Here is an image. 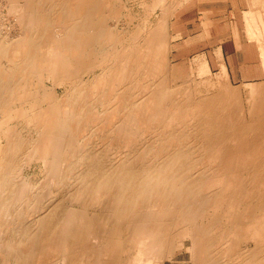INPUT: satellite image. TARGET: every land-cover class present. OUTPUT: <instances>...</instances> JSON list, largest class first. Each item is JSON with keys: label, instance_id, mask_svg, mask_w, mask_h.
<instances>
[{"label": "bare ground", "instance_id": "1", "mask_svg": "<svg viewBox=\"0 0 264 264\" xmlns=\"http://www.w3.org/2000/svg\"><path fill=\"white\" fill-rule=\"evenodd\" d=\"M185 1L0 0V264H264V79L177 80Z\"/></svg>", "mask_w": 264, "mask_h": 264}, {"label": "crops", "instance_id": "2", "mask_svg": "<svg viewBox=\"0 0 264 264\" xmlns=\"http://www.w3.org/2000/svg\"><path fill=\"white\" fill-rule=\"evenodd\" d=\"M188 1L190 0L185 1L181 6L174 10L173 16L170 21V33L172 36L170 60L172 63L171 65L174 69V74L176 73L175 69H180L181 66L183 67L184 63H177L181 60L177 57L176 61L172 59L173 50H180L185 46L192 45L191 47L193 51L198 52L196 53V55H205L209 67L212 71L214 69L217 70L216 72H220L226 69L231 83H250L264 79L263 77L261 79H254L252 81L248 80L250 79V77L256 78L261 74L260 71L257 72V66H255L254 69L249 68V61L251 60V58L248 60V55L251 56V51L248 50L247 44L241 34L242 19L245 22V28L247 32L245 11L250 8V0H243V3L246 4L244 9L241 6H235V0L232 1V20H229V17L227 15V11H230V6H228V4L231 2L230 0H196L195 3L192 1L189 7L184 9L182 13H178V9L187 4ZM227 2L229 3L227 4ZM210 3L212 4L210 5ZM229 31L231 32L234 44H236L241 55L239 64L240 78L238 81L234 80L233 75L230 71L234 69L235 66L231 64L230 60L232 59H229V57H225L226 53H228V49L226 46H228L227 43L230 40L228 38H226L227 40L223 39V37L224 34ZM178 39L181 42L173 44V42ZM250 39L256 40L251 37ZM258 46L261 54V65L263 66L264 70L263 55L259 43ZM189 69H192V63L189 66ZM251 70H253V72H251ZM175 76L177 75L175 74Z\"/></svg>", "mask_w": 264, "mask_h": 264}, {"label": "rangeland", "instance_id": "3", "mask_svg": "<svg viewBox=\"0 0 264 264\" xmlns=\"http://www.w3.org/2000/svg\"><path fill=\"white\" fill-rule=\"evenodd\" d=\"M192 1L194 3L196 2V0L188 1L187 4L183 5L181 8L178 9L179 10L178 13H182L184 11V9L188 8ZM230 1H231L230 3L227 2V4L229 3L228 6H230V11H227V15L229 17V20L230 19L232 20L231 9H232V6H233V2H232L233 0H230ZM128 3H129L130 6H132L133 12H134L136 17L144 16V14L142 13L141 8L137 5V3H135V0H129ZM211 4L212 3H210V5ZM235 6H237V7L241 6L244 9L246 4L243 3V0H235ZM157 10H155L154 12L152 11V12L148 13V15H146V23L145 24L149 25V24H151V23H153L155 21V19L157 18V15H158V11ZM240 16H241V14H240ZM241 29H242L241 30V34L243 36V39L245 40V42L247 44L248 50L251 51V56L248 55V60L251 58V60L249 61V64H250L249 68L250 69H254V67L257 66V72L258 71L261 72L260 76H257L256 78L250 77V79H248V80L252 81L254 79H261V78L264 77L263 76L264 75V70H263V66L261 65V54H260L258 43H257L256 40L250 39L249 35L246 32L245 22L243 21V19L241 21ZM226 38H228L230 40L229 41L230 43L229 42L227 43L228 46H226V47L228 49V53H226L225 57H227V58L229 57V59H232V60H230L231 64H233L235 66H234V69H232L230 71H231V73L233 75L234 80L238 81L239 78H240L239 77V64H240L241 55H240V52H239L236 44H234V40L232 39V34H231L230 31L226 32L224 34L223 39H226ZM178 42L180 43L181 41L179 39L175 40L173 42V44L178 43ZM191 46L192 45L185 46V47L181 48L180 50H177V49L173 50L172 59L174 61H176L177 58H179L181 60L179 62H177V63H184L183 67L181 66L180 69H177V68L175 69V72H176L175 74L177 76H179V77H176L177 80H183V79H187V78L193 77V74H194L193 69H189V66L191 65V63L193 64L195 62V61L192 62V60H193V57L198 52H194ZM179 54H180V56H179ZM181 61H183V62H181ZM254 64H256V65H254ZM213 71L216 72L217 70L213 69ZM251 72H253V70H251ZM236 83H239V82H236ZM251 85H253V84L243 85L242 88H244L245 86L247 87V86H251ZM35 167H36L35 165H33L31 167L30 174L36 173L34 171V170H36ZM187 258H188L187 257V253H185V252L177 253V255L175 257V262L173 260H167L165 262V264H179L178 262H184Z\"/></svg>", "mask_w": 264, "mask_h": 264}]
</instances>
